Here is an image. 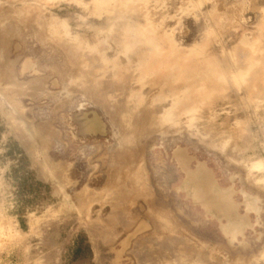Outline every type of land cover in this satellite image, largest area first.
<instances>
[{"label":"rangeland","instance_id":"374dc122","mask_svg":"<svg viewBox=\"0 0 264 264\" xmlns=\"http://www.w3.org/2000/svg\"><path fill=\"white\" fill-rule=\"evenodd\" d=\"M0 264H264V0H0Z\"/></svg>","mask_w":264,"mask_h":264},{"label":"bare ground","instance_id":"6f19581e","mask_svg":"<svg viewBox=\"0 0 264 264\" xmlns=\"http://www.w3.org/2000/svg\"><path fill=\"white\" fill-rule=\"evenodd\" d=\"M200 165H201V164H200ZM200 165H199V166H200ZM203 166H204V165H203ZM201 168H202V167H201ZM198 171H199V170H198ZM202 171H203V170H202ZM194 172H195V171H194ZM199 172H200V171H199ZM209 174H210V172H209ZM203 175H204V174H203ZM199 176H200V175H199ZM199 176H198V177H199ZM197 180H198V179H197ZM187 181H188V180H187ZM185 184H186V182H185ZM214 186H216V185H214ZM216 187L219 188L218 186H216ZM216 187H215V188H216ZM219 189H220V188H219ZM216 196H221V195H216ZM215 208H216V207H215ZM217 211H218V210H217ZM211 212H212V211H211ZM220 213H221V212H220ZM234 214H235V213H234ZM218 216H219V215H218ZM235 216H236V215H235ZM234 218H235V217H234ZM235 219H236V218H235ZM237 221H238V220H237Z\"/></svg>","mask_w":264,"mask_h":264}]
</instances>
